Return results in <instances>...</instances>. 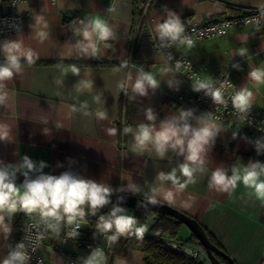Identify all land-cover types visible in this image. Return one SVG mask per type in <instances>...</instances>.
<instances>
[{
	"label": "crops",
	"instance_id": "1",
	"mask_svg": "<svg viewBox=\"0 0 264 264\" xmlns=\"http://www.w3.org/2000/svg\"><path fill=\"white\" fill-rule=\"evenodd\" d=\"M111 4L117 8L115 13L107 11ZM260 7H264V0H153L148 21L155 31L156 25L166 17L165 9L176 13L185 26L234 15L239 9ZM17 11L23 17L22 28L0 37V41L18 39L40 59L34 65L24 64L22 73L6 82L9 99L5 107H0V124L10 129V142L0 141V160L15 164L27 155L36 162H46L48 167L44 172L48 174L59 175L70 169L85 178L110 184L114 189L133 185L139 190L137 194H120L137 198H144L150 187H157L159 203L195 219L235 264H259L264 258V202L257 200L243 184L229 195L210 188L208 179L217 167L222 166L231 174L232 167L242 168L249 161L264 163V153L258 155L250 142L233 139L219 126L221 132L208 153L206 171L198 173L196 183L188 185L176 194L174 202L168 203L164 195L175 189L170 182L161 185L154 178L160 171L168 172L177 167L183 157L169 152L161 160L151 151L133 152L132 136L122 133L125 126L135 127L146 122L143 110L148 107L158 114L157 124L181 108L167 97L180 93L182 84L178 91L168 87V79L173 75L179 78L174 72L162 74L160 70L167 65L161 54L142 42L143 22L138 18L135 1L56 0L51 3L50 0H29L19 4ZM95 14L109 22L116 38L108 41L107 46L99 45V59L77 58L72 44L78 37L71 31V21ZM39 17L47 22L45 30L49 33L42 43L36 37V30L42 25L37 24L36 30L30 27ZM242 48L248 50L244 57L238 55ZM174 52L188 56L205 80H212L217 71H229L236 88L250 89L252 104L264 111V84L257 85L248 78L250 70L264 68V30L252 27L231 30L222 38L198 43L192 49L177 45ZM2 60L0 56V62ZM125 61L128 67L122 66ZM237 63L242 70L232 68V64ZM70 64L80 68V76L62 74V69ZM139 68L152 73L161 81L160 86L154 93L149 90L146 97L129 100L128 96L133 95L131 87L127 89V96L118 85L130 72L134 80ZM80 79L93 80V89L77 92L74 86ZM56 80L64 83L58 85ZM95 95H101L104 103H96ZM83 102L88 103L91 116L70 111L71 106L79 107ZM97 110L107 111L108 118L97 119ZM110 128L117 129L115 136L108 134ZM122 152L127 156L122 158ZM18 218L17 213L10 222L9 239L5 241L0 236V259L14 243ZM84 229L91 230L88 226ZM189 236L190 232L185 233L183 240ZM54 242L55 236L51 235L42 249L44 264H63L61 254L48 247ZM62 250L74 254L80 261L90 254L69 244H64ZM103 250L104 264H144L143 255L130 244L121 247L116 243Z\"/></svg>",
	"mask_w": 264,
	"mask_h": 264
},
{
	"label": "clouds",
	"instance_id": "2",
	"mask_svg": "<svg viewBox=\"0 0 264 264\" xmlns=\"http://www.w3.org/2000/svg\"><path fill=\"white\" fill-rule=\"evenodd\" d=\"M107 11L115 13L117 11L115 4H111ZM165 11L166 17L156 25L155 29L161 47L169 48L173 44H177L192 49L195 46L194 41L190 37L184 36L185 27L181 18L171 10L165 9ZM260 16H264V9H260ZM37 24L42 25L40 30H36ZM13 27L16 26L13 25ZM30 27L32 30H36V37L41 43L48 39L49 33L45 30L47 22L43 17H39ZM257 28L259 29V24H257ZM71 31L74 37H78L72 44L77 58L99 59V45L107 46L108 41L116 38L112 26L99 14L79 19L78 23L73 21ZM247 51L246 48H242L238 51V55L244 57ZM0 56L3 57L0 62V107H5L9 99V94L5 90L6 82L21 74L24 64L34 65L40 57L32 48H26L23 42L18 39L0 41ZM173 59V55L169 52L167 61L171 62ZM122 66L128 67L127 61ZM182 67L187 71L192 66L190 62L185 66L180 60H176L175 71L179 72ZM232 68L238 71L242 70L238 63L232 64ZM160 71L162 74L168 75L173 72V69L171 66H165ZM68 73L78 77L80 68L76 64H70L62 69L64 76ZM248 78L257 85L264 84V68L250 70ZM55 82L58 85L64 83L63 80ZM160 82L152 73L139 68L136 69L134 80L130 72L127 79L119 83L118 87L127 96V89L131 87L133 95L128 98L134 100L137 96H148L149 90L154 93L159 88ZM166 82L169 88L179 90L181 81L175 75ZM74 87L77 92L91 91L94 81L80 79ZM191 89L197 93L203 91L215 105H224L225 107L228 105V100L222 90L223 85L216 87L211 80L194 79ZM252 97L253 92L247 87H241L230 97L231 106L241 120H246L251 113ZM93 100L98 104L104 103L101 95H95ZM88 108V103L83 102L79 107L71 106L70 111L91 116L92 113L88 111ZM143 112L146 122L139 123L135 127L125 126L122 133L132 136L133 152L151 151L161 160L165 159L169 152L174 153L176 157H183V161L177 167L168 172L160 171L154 178L155 182L161 185L170 182L175 191L168 190L164 199L168 203H172L177 193L182 192L188 185L196 183L198 173L203 174L206 171L208 153L221 129L214 122L211 112L196 115L193 109L179 108L171 115L159 120L158 124V114L153 108L148 107ZM95 116L97 119L105 120L108 118V113L105 110H97ZM108 134L115 136L117 129H108ZM9 135L8 126L0 124V141L10 142ZM237 136L238 133L234 131L232 138L236 139ZM242 138L254 144L258 155L264 153V136L255 141L248 140L246 136ZM126 156V153H121L122 158ZM57 166L61 167L62 165ZM46 167H48L46 162H36L27 155H24L15 164L0 160V236L5 241L9 239L12 233V223L10 222L17 212H23L26 216L33 217L35 221L29 226L30 229H35V233L29 232L24 236L23 241L14 246H8L7 255L0 259V264H29L31 259L29 249L35 252L48 234L59 238L63 228L69 226L71 230L67 232V236L75 238L79 235L80 221L84 220L86 214L96 215L101 209L112 203L110 198L115 193L137 194L139 191L135 186L129 184L114 189L110 184L85 178L70 169L59 175L48 174L44 172ZM17 174L24 178L21 184L16 182ZM120 178L124 180L123 176ZM240 184L250 189L251 194L257 200L264 202V163L258 160L249 161L242 168L232 167L231 174L224 167H217L211 172L208 179L210 188L229 195ZM158 192L157 187H150L149 191L144 194V198L137 202V206L141 208H147L149 205L157 206L159 204ZM124 199L123 195H119L118 203L112 204L110 211L106 215H101L96 225L98 233H110L107 236L109 246L118 243L120 237L126 234H134L137 238H143L147 231L146 226L139 225L137 217L125 214L126 208L120 206ZM105 259L104 250L95 247L92 248L89 255L81 258V264H104Z\"/></svg>",
	"mask_w": 264,
	"mask_h": 264
},
{
	"label": "built area",
	"instance_id": "3",
	"mask_svg": "<svg viewBox=\"0 0 264 264\" xmlns=\"http://www.w3.org/2000/svg\"><path fill=\"white\" fill-rule=\"evenodd\" d=\"M28 1L29 0H0V37L12 35L22 28L23 17L18 13L17 6L19 4L27 3ZM55 1L56 0H50L51 3H54ZM134 1L138 18L140 22H143L142 42L159 52L165 64L172 67L173 72L181 81L182 91L178 94H170L167 98L176 102L181 108L193 109L196 115L211 112L213 120L218 126L228 131L231 136L234 131L238 133L236 139L246 136L248 140L255 141L257 138L264 136V111L257 109L252 104L251 113L248 118L246 120H241L239 115L232 108L230 97L238 89L231 80L229 71H217L215 77L211 80L216 87H221L223 85L222 90L225 98L228 100L227 107L224 105H215L211 98L206 96L203 91L199 93L192 91L191 83L194 79L205 80L201 76L200 71L194 66L188 56L184 54H176L174 52V48L177 44H173L169 48L161 47V42L157 37L156 31L153 30L148 21V10L153 0ZM260 9H264V7L239 9L234 15L207 19L204 22L189 23L184 26V36L190 37L196 45L201 42L222 38L231 30H239L245 27H252L257 31H262L264 30V16H260ZM73 21L78 23L79 19L72 20L71 23ZM257 24H259V29L257 28ZM13 25L16 27H13ZM169 52L174 57L171 62L167 61V54ZM176 60H180L185 66L190 62L192 66L191 69L186 71L185 68L182 67L179 72H176ZM250 144L254 146L253 143ZM34 222L33 217L26 216L23 212H20L17 221V233L12 246L23 241L24 236L29 234V232L33 234L35 233V229L29 228ZM98 222L99 220L97 223ZM80 223L81 228L78 230L79 235L77 237L69 238L67 232H69L71 228L65 226L59 239L48 245L50 249L61 254L63 264H81V261L74 254L62 250L64 244L74 245L89 253L92 248L99 247L105 249L106 246H108L107 236L109 234H99L97 232L91 233L93 229H84L85 222L80 221ZM50 236L51 234L46 236L35 252L29 249V255L31 257L29 264H44L42 249L45 247ZM167 245L172 250L180 252L189 258H200L208 263L207 255L199 243L193 246L186 245L182 248L178 247L176 244ZM259 264H264V258H262Z\"/></svg>",
	"mask_w": 264,
	"mask_h": 264
},
{
	"label": "trees",
	"instance_id": "4",
	"mask_svg": "<svg viewBox=\"0 0 264 264\" xmlns=\"http://www.w3.org/2000/svg\"><path fill=\"white\" fill-rule=\"evenodd\" d=\"M233 143L234 141H232L231 146ZM111 207V205L106 206L96 215H92L90 213L86 214L83 222H85L89 228L94 229L97 232L96 225L99 217L101 215H106L110 211ZM128 212L130 215L137 217L139 225L146 226L147 231L143 238H137L134 234H126L120 237L118 244L121 247H126L130 244L134 250L143 255L144 264H209L200 258H189L180 252L172 250L167 245L176 244L178 247L182 248L186 245L193 246L198 243L197 239L192 234H190L189 238L186 240L178 238V234L183 225L177 220L168 216L141 210H128ZM17 213L19 216L20 212ZM204 231L211 243L221 249L213 236L205 229ZM58 239L59 238L55 237V242ZM220 261L222 264H228L222 259H220Z\"/></svg>",
	"mask_w": 264,
	"mask_h": 264
},
{
	"label": "water",
	"instance_id": "5",
	"mask_svg": "<svg viewBox=\"0 0 264 264\" xmlns=\"http://www.w3.org/2000/svg\"><path fill=\"white\" fill-rule=\"evenodd\" d=\"M23 179L24 178L22 175L17 174V184H21L23 182ZM119 195H123L125 198L120 206L126 208L127 210H141L158 215L168 216L184 225L189 230L190 234H192L197 239L198 243L203 247L207 255L209 264H222L220 259L224 260L228 264H235L223 250L219 249L211 243V241L206 236L203 227L192 217L162 203H159L157 206L149 205L147 208H141L137 206V202L141 201L143 198H137L120 193H115L114 195H112V197L110 198L112 203L109 205L112 206V204L118 203L117 197Z\"/></svg>",
	"mask_w": 264,
	"mask_h": 264
},
{
	"label": "rangeland",
	"instance_id": "6",
	"mask_svg": "<svg viewBox=\"0 0 264 264\" xmlns=\"http://www.w3.org/2000/svg\"><path fill=\"white\" fill-rule=\"evenodd\" d=\"M125 214L130 215L127 209H126ZM84 226H85V227L87 226L86 223H85ZM187 232H189V230L183 225V226L181 227V230H180L179 234H178V238H180V239L183 240L184 237H185V233H187ZM202 260H203V259H202Z\"/></svg>",
	"mask_w": 264,
	"mask_h": 264
}]
</instances>
